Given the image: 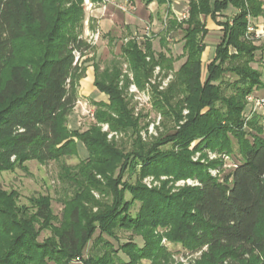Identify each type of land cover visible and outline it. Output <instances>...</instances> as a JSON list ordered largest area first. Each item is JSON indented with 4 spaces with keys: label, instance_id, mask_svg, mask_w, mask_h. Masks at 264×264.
I'll use <instances>...</instances> for the list:
<instances>
[{
    "label": "trees",
    "instance_id": "trees-1",
    "mask_svg": "<svg viewBox=\"0 0 264 264\" xmlns=\"http://www.w3.org/2000/svg\"><path fill=\"white\" fill-rule=\"evenodd\" d=\"M48 2L0 0V171L28 161H59L74 155L79 142L88 151L89 165L111 163L118 167L124 160L123 168L127 169L141 162L144 175L173 174L176 166L191 170L193 165L186 154L178 158L160 149L171 142L187 149L198 141L200 150L205 146L220 156L232 154L235 167L223 179L204 171L198 176L197 186L179 196L141 186L123 192L113 187L114 202L104 213L82 224L76 207L69 223L61 228L57 245L50 247L38 244L29 229L21 239L24 243L20 249L9 247L0 264H35L37 257L49 251L69 264L75 259L83 264H158L163 251L154 235L158 227H170L168 237L192 251L207 249L202 264H264V137L257 119L249 121L246 128L243 119L247 97L264 89L260 72L251 66L256 61L259 42L246 36L249 21L264 18V0H222L213 5L211 0H192L187 21L168 23L166 33L178 28L183 33L185 62L167 89L157 92L156 108L166 117L173 100L187 104V122L175 137L143 143L138 120L125 99L130 79L123 76L118 64L101 76L96 69L94 85L108 98V102H94L96 124L129 133L132 142L127 152L108 144L100 127L93 134L69 128L68 120L77 105L79 83L84 77L75 55L83 46L75 29L82 27V14L70 17V27L64 24L60 32L48 35ZM143 2L162 5L166 0ZM231 9L235 11L232 17L223 15ZM208 17L222 28V38L204 80L202 56L209 34L205 23ZM75 22L78 27H74ZM21 41L26 44L22 48L26 59L19 56ZM122 52L140 88L157 66L169 71L177 61L168 49L156 53L148 40L141 44L136 39L129 40ZM173 114L177 120L181 118L179 112ZM126 192L133 201L142 202L139 213H127L133 203L126 200ZM43 217L47 219L48 215ZM121 230L132 233L133 238L116 248L106 237L119 242L117 234ZM94 237L97 251L85 258V249ZM56 256L55 260H59Z\"/></svg>",
    "mask_w": 264,
    "mask_h": 264
},
{
    "label": "rangeland",
    "instance_id": "rangeland-1",
    "mask_svg": "<svg viewBox=\"0 0 264 264\" xmlns=\"http://www.w3.org/2000/svg\"><path fill=\"white\" fill-rule=\"evenodd\" d=\"M136 1L139 3V0ZM129 2L135 6L134 2ZM124 3V0H49L47 13L51 19V28L48 35L53 32H60L61 30L58 31V29L64 24L70 27L69 23H72L70 17L76 16L77 13L82 14L80 20L82 21V27L79 28L76 24L79 20L75 22L74 27H78L75 29L79 33V40L83 43L82 49L76 50L75 55L78 67L84 71V77L79 83L77 105L68 120L69 128L93 134L100 127V133L106 134L108 144L121 147L127 152L130 151L132 142L129 133L111 131L107 124H96L94 102H108L107 96L97 98V96L88 95L81 86V83L86 86L85 83L88 81V77L92 81L95 80L97 68L98 76H101L102 73L107 70L111 71L113 66L118 64L123 69V76L130 79L131 84L125 91V99L133 117L138 120L139 136L143 143L154 144L157 139L175 137L174 135L181 131L186 124L189 110L185 102H178V104L177 100L171 102L170 105L173 108L166 117L156 108L159 100L157 92H164L167 89L168 86L165 88L164 82H167V79L171 77L168 82L169 85L173 81L176 72L185 62L182 31L178 28L165 35L169 40L166 41L164 47H162L160 40L163 37L161 31L154 38L155 51L159 53L164 48L168 49L169 55L176 58L177 61L173 66V70L167 71L157 66L143 88L137 87L133 73L130 70V64L123 55L122 46L134 34L139 37L142 35L141 33H143L148 19L145 20V24L143 21V23L135 26L133 30H127L124 15H134L137 10H132L128 14L121 11L118 6ZM75 9H77V12H75ZM232 15L226 17L229 18ZM106 20L114 22L111 30L108 26H103V22H106ZM162 21L163 17L160 18V22L164 24ZM177 22L182 23L179 20ZM97 33L100 34L98 41L95 39ZM221 38L222 34L219 33L216 38L218 43ZM208 42H211L210 38L206 39V43ZM20 46L19 56L21 59H26L27 55L22 51L26 44L21 41ZM210 61L207 62V59L202 61V78L204 80L207 77ZM251 66L260 72L261 80L264 82V61L263 58L261 59L260 53L256 55V61ZM157 68L159 72H157ZM124 77L121 78V87L124 85ZM253 94L257 97H264V89ZM173 109L180 113L181 118L179 120L173 114L175 112ZM246 109L249 111L250 106H247ZM243 119L246 120L244 116ZM198 144V141H196L187 149L176 146L177 144L172 142L160 147L162 151L176 155L178 158L182 154L183 156L186 154L193 165L191 170L176 166L173 174L155 172L154 174L144 175L141 162L135 167L129 166L126 169L123 168L124 160L118 167H113L111 163L89 165L86 162L88 151L81 142L77 144V152L74 155L62 158L59 161L49 164L28 161L18 164L12 170H1L0 259L7 254L9 247L15 246L20 249V246L24 243H21L23 241L21 239L25 237L29 229L34 233V238L38 244L48 247L53 243L57 245L61 228L71 220L70 214L73 209L76 207L79 209L82 224L90 220L91 217L104 213V209L114 202L113 187L116 191L123 192L126 188L141 186L149 191H166L172 196H179L195 188L198 184V176L204 171H207L213 177L223 179L234 164L235 157L232 154H226L228 157L226 161L221 158L212 159L211 154L215 152L205 146L200 150L197 148ZM122 169L123 172H121ZM125 197L128 202L133 203L127 211L128 214L133 215L142 210V202L133 201V196L128 192H126ZM43 214H47L48 218H44ZM261 231L264 232V228ZM170 232V227H158L154 230V235L160 240V246L163 249L161 256L157 258L158 264H202L203 253L207 249L192 251L184 247L182 243L172 241L168 237ZM117 235L119 242L106 237L116 248L133 238L132 233L123 230L118 231ZM95 239L96 237L87 245L84 253L85 258L97 251L94 248ZM15 241L18 243L16 244ZM137 242L143 244L141 239H137ZM97 246L99 245L97 244ZM49 253L52 254L49 255ZM49 253L43 255V257H37L33 263L69 264V262L56 256L59 254L50 251ZM55 256L59 260H55ZM70 264L83 263L80 259H75ZM142 264L152 263L143 261Z\"/></svg>",
    "mask_w": 264,
    "mask_h": 264
},
{
    "label": "crops",
    "instance_id": "crops-1",
    "mask_svg": "<svg viewBox=\"0 0 264 264\" xmlns=\"http://www.w3.org/2000/svg\"><path fill=\"white\" fill-rule=\"evenodd\" d=\"M128 0H124V2H126ZM132 3H135V9L137 10L136 14L134 15H124L125 16V24H126V29L131 31L133 30V28L135 26H138V24L143 23L145 24V20L148 19L147 24H145L144 29H143V33H141L142 35L139 37L136 34L135 37H131V39L129 40H134L136 39V41L141 44L145 41H150L152 43V45L154 44V38L158 36L159 32L161 31L162 36L160 38L161 40V45L163 47V40L165 39V41L167 40V37L165 35H168L170 33H166L167 32V28L169 26H167V24L170 21H178V19L183 15V14H187L189 17V11H190V1L192 0H166L165 4H158L157 2H153L149 5H145L143 0H139V3L136 0H129ZM218 1H222V0H211L212 5L215 2ZM235 11L233 9L228 10L227 12H224L223 15H232ZM163 17V23L162 24L160 22V18ZM205 23H206V27L209 31L208 36L206 37V39L210 38L211 42L206 43V50L202 56V61L204 59H207V62L212 60V58L214 57L215 54V49L217 47V45H219V43L217 42L218 39L217 36H219V33L222 34V28L218 25L210 18L208 17L207 19H205ZM253 23L259 28H263L264 26V18L260 17L258 19H254ZM166 24V25H165ZM114 22L112 23L111 20H106V22H103V26H108V28H110V30L113 28ZM143 25V24H142ZM167 26V27H166ZM147 27H150V32H147L146 29ZM153 34V35H152ZM214 37V39H213ZM205 39V42H206ZM125 44V43H124ZM166 45V43H165ZM164 45V46H165ZM258 46L260 47L258 53L261 54V59L263 58L264 61V39L262 41H260L258 43ZM154 49V46H153ZM167 49L164 48L163 51H166ZM155 51V49H154ZM161 51V52H163ZM156 52V51H155ZM157 53V52H156ZM88 77V81L85 83L86 86L83 85V83H81L82 88L85 90V92H87L88 95H93V96H97V98H99L100 96H106L105 94L100 93L97 88L94 85V81H92L91 79ZM83 80V78L81 79ZM80 80V82H81ZM84 82V81H83ZM91 82V84H89Z\"/></svg>",
    "mask_w": 264,
    "mask_h": 264
},
{
    "label": "built area",
    "instance_id": "built-area-1",
    "mask_svg": "<svg viewBox=\"0 0 264 264\" xmlns=\"http://www.w3.org/2000/svg\"><path fill=\"white\" fill-rule=\"evenodd\" d=\"M119 9L125 13H131L132 10H135V6H133L129 0L126 1L124 4H122L121 6H118ZM188 15L187 14H183L178 20L180 22L183 21H187L188 20ZM147 32H150V28L147 27L146 29ZM100 34L97 33V35H95V39L98 41ZM247 38L255 43H258L260 41H262L264 39V26L263 28L259 29L254 23L253 20L249 21V25H248V29H247ZM157 72H159V69L157 68ZM171 77H169V79H167V82H164V87L166 88L168 86V82L170 81ZM163 87V88H164ZM247 106H250V110L246 111L245 114V128L247 127V125L249 124V121H251L252 119H257L258 123L261 127V133L264 137V97H257L254 94H250L247 97ZM211 158L212 159H222L223 161L227 160V155H217V154H211ZM235 167V165L233 164L231 168Z\"/></svg>",
    "mask_w": 264,
    "mask_h": 264
}]
</instances>
